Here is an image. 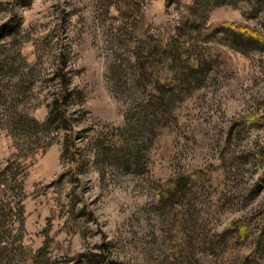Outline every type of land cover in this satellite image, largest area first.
Returning <instances> with one entry per match:
<instances>
[{"label": "rangeland", "instance_id": "1", "mask_svg": "<svg viewBox=\"0 0 264 264\" xmlns=\"http://www.w3.org/2000/svg\"><path fill=\"white\" fill-rule=\"evenodd\" d=\"M192 1L261 41L218 30L155 133L126 37L198 48ZM216 1L0 0V264H264V0ZM60 97L70 126L43 125Z\"/></svg>", "mask_w": 264, "mask_h": 264}, {"label": "trees", "instance_id": "2", "mask_svg": "<svg viewBox=\"0 0 264 264\" xmlns=\"http://www.w3.org/2000/svg\"><path fill=\"white\" fill-rule=\"evenodd\" d=\"M216 2H219V0ZM192 7L193 1L186 6L185 17L188 18L190 23L194 22L196 24L197 38L200 40L197 43L198 48L196 49L182 46V34H176L175 36L168 37L164 40L160 37L158 38L149 34L147 28L142 27L140 23H136L126 37V49L133 57V66L137 75L138 84L143 88L148 99L145 105L136 106L134 109H140L142 114L148 109L150 110V120L153 122V130L155 133H159L164 125L169 122V118L174 116L173 109L180 101L184 88L194 81L191 80L192 82H189L191 79L189 72L203 71L206 69V64L214 58L210 56V50H212V48L207 45V43H209V39L214 38V34L218 30L230 29L235 35L240 36L243 39H255L261 41L260 32L257 29H251L246 25L228 21L206 24L199 15V18L193 16ZM118 11H121L119 21L122 22L125 17L128 16V13L119 8ZM179 43H181V46ZM184 76H186L184 78L185 84L181 85V78ZM170 88H173V90ZM169 90L172 92L169 93ZM167 93L169 94L172 103L169 106H165V108L164 106L157 105V101L160 102L159 95ZM60 98L61 99L58 98V100L56 99L53 102L45 121L42 123L43 125H47L55 118H59L64 124H67L68 127L70 126L68 118L66 117V109H62L60 105V103L63 102L62 99L65 97ZM151 104H153V106ZM249 117L250 119L256 118L253 115ZM131 122L132 121H130L129 124H131ZM108 142L113 148L117 147L122 154L129 157V159L133 161L132 164L136 162L137 147L130 137H124V134L119 136L114 134L113 137H110ZM69 147L70 154H72V158L75 160V148L72 144H70ZM66 148L67 147L64 146L63 150H67ZM75 166L77 167V163ZM197 173L198 172L183 174L185 177L192 178ZM171 182L172 179L167 181L162 185V189L167 190L171 187ZM244 229V226L239 227L241 233H244Z\"/></svg>", "mask_w": 264, "mask_h": 264}]
</instances>
